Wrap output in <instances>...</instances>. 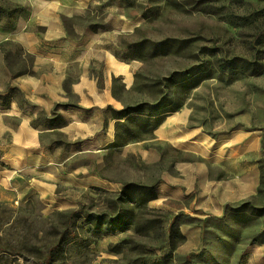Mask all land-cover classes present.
Returning <instances> with one entry per match:
<instances>
[{
    "label": "crops",
    "instance_id": "crops-1",
    "mask_svg": "<svg viewBox=\"0 0 264 264\" xmlns=\"http://www.w3.org/2000/svg\"><path fill=\"white\" fill-rule=\"evenodd\" d=\"M127 5L0 0V201L51 215L84 207L94 191L154 187L146 207L186 235L195 221L227 220L259 199L262 136L213 133L184 107L160 115L153 139L117 145L123 120L113 110L124 108L136 68L117 54ZM96 250L91 264H111L103 244Z\"/></svg>",
    "mask_w": 264,
    "mask_h": 264
},
{
    "label": "rangeland",
    "instance_id": "rangeland-1",
    "mask_svg": "<svg viewBox=\"0 0 264 264\" xmlns=\"http://www.w3.org/2000/svg\"><path fill=\"white\" fill-rule=\"evenodd\" d=\"M127 2L129 22L115 29L117 54L136 68L132 89L119 92L124 108L113 110L123 120L122 141L153 139L159 116L184 107L213 133L259 131V199L231 209L227 220L195 221L186 235L167 230L163 215L142 201L105 191L73 215L0 201V264H42L51 252V264H91L101 244L111 264H264V0ZM243 59L250 71L240 69ZM120 211L128 214L115 230L106 215Z\"/></svg>",
    "mask_w": 264,
    "mask_h": 264
},
{
    "label": "trees",
    "instance_id": "trees-1",
    "mask_svg": "<svg viewBox=\"0 0 264 264\" xmlns=\"http://www.w3.org/2000/svg\"><path fill=\"white\" fill-rule=\"evenodd\" d=\"M234 64H235L234 61H230L228 63V68H233L234 67ZM250 66H251V62L249 60H247V59H243L241 61L240 69L241 70H244V71H250L251 70V67ZM170 112H172V111H170ZM162 118L163 117L159 116L157 125H158L159 121ZM119 124H121V122L118 123V136H117V142H116V144L119 145V146H121L125 142L122 141L121 136L119 134ZM157 125H156V128H157ZM133 141H135V140H133ZM127 142H129V141H127ZM261 184H262V181H261ZM122 196H124V197H122ZM155 197H156V190H155L154 187H147V186H141V185H135V184H126L124 186L123 190H122V193L119 195L118 198H119L120 201L124 200L123 198H126V200H128V201H133L132 204H135L134 202H136L137 204H142V203L145 204L148 200H150L152 198H155ZM138 201H142V203H139ZM245 204H247V203H245ZM245 204H243V205H245ZM240 207L241 206H239V208ZM238 209H236V210H238ZM71 212L72 213H70V214H72V215L79 213L77 211H75V212L74 211H71ZM106 214H108V213H106ZM124 214L126 215V214H128V212H126V211L125 212L120 211L119 215H115L114 213L113 214L110 213V214L106 215V216H109V218L112 219V221H110L111 223L115 222V224H113V228L115 230H116V226H117L116 223L122 224L126 220ZM102 215H104V214H102ZM80 216H82V215H80ZM229 216H230V214H229ZM100 220H103L104 221L105 219L103 217ZM171 227L174 228V230L176 228V231H174V232H176V233L179 232V229L177 228L176 223L172 224ZM106 232L103 234L104 235L103 237H106V236L111 235V234L106 233ZM54 257H55V254H53V252L49 253L48 256H47V258L45 259V261L42 264H51L54 261Z\"/></svg>",
    "mask_w": 264,
    "mask_h": 264
}]
</instances>
